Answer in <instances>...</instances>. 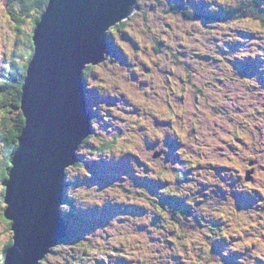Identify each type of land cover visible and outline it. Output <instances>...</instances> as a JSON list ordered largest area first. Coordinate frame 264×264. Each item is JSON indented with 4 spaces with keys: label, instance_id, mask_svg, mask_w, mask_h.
Segmentation results:
<instances>
[{
    "label": "rangeland",
    "instance_id": "rangeland-1",
    "mask_svg": "<svg viewBox=\"0 0 264 264\" xmlns=\"http://www.w3.org/2000/svg\"><path fill=\"white\" fill-rule=\"evenodd\" d=\"M12 1L9 9L0 0L1 70L17 34ZM137 5L127 25L108 30L110 58L88 72L93 137L78 150L81 163L67 170L61 206L70 239L43 264H264V27L256 14L262 4ZM246 61L252 70L243 71ZM115 135L114 150L94 153ZM2 158L0 147V164ZM162 188L165 210L162 199L154 200ZM2 192L0 178V208ZM174 212L186 223L174 224ZM11 238L0 217V264Z\"/></svg>",
    "mask_w": 264,
    "mask_h": 264
},
{
    "label": "water",
    "instance_id": "water-1",
    "mask_svg": "<svg viewBox=\"0 0 264 264\" xmlns=\"http://www.w3.org/2000/svg\"><path fill=\"white\" fill-rule=\"evenodd\" d=\"M136 10L137 0L49 1L35 28L22 87L25 122L5 184L13 242L3 264H41L67 236L60 209L64 179L92 133L84 70L110 58L108 30Z\"/></svg>",
    "mask_w": 264,
    "mask_h": 264
},
{
    "label": "trees",
    "instance_id": "trees-1",
    "mask_svg": "<svg viewBox=\"0 0 264 264\" xmlns=\"http://www.w3.org/2000/svg\"><path fill=\"white\" fill-rule=\"evenodd\" d=\"M50 0H16V11L11 12V18L14 22L15 31H16V39L13 49L9 54V63L8 66L5 67L4 70L0 69V145L3 158L1 159L0 164V178L1 184L3 185L2 192V212H0V217L6 220L9 223V229L11 230V221L6 219L5 217V184L9 179V171L11 169V160L14 151L17 148L18 137L24 127V116L21 109L22 104V87L24 80L28 74V69L30 62L34 56L35 42H34V34L35 28L40 22L43 14L46 11V8L49 4ZM257 3L262 4V8L264 9V0H255ZM4 4L7 5L12 0H3ZM138 3V2H137ZM8 6V5H7ZM170 10L183 12L188 17H194V12L190 9H181L178 5H170ZM181 9V10H180ZM264 11V10H263ZM9 12V13H10ZM261 19V25L264 27V12L256 13ZM30 21V22H29ZM127 20L116 25L117 29L120 30L127 22ZM25 22H29L31 25V31L26 32L23 29V24ZM127 25V24H126ZM127 30V29H126ZM24 35V42L22 43L18 35ZM109 39V36L107 34ZM110 41V40H109ZM22 45V48L19 50V45ZM112 49L113 46L111 45ZM110 47V48H111ZM121 51V50H120ZM94 66L88 65L83 74V78L85 80V90H89L87 86V76L89 70H93ZM92 114V113H91ZM93 116V115H92ZM119 135H122L123 132H117ZM93 137V133L90 134L89 138L86 141H89L90 138ZM118 135H115L112 139L103 138L102 143L94 148V153H103L107 150H114V145H117ZM85 141V142H86ZM81 160H78V164H80ZM68 170V169H67ZM67 172V171H66ZM163 195V194H162ZM162 195H160L162 197ZM65 204L67 201L64 202ZM156 203V202H155ZM164 206H162L163 208ZM0 208V209H1ZM167 209V203H165L164 210ZM180 212H174V221L178 222V218L181 217ZM68 215H70L68 213ZM68 221V226L70 227L69 217H66ZM13 235V234H12ZM70 237L66 236L63 238L59 244L68 242ZM13 242L11 238L9 242L6 244L4 249V255L6 251L9 249ZM47 257V256H46ZM45 257V258H46ZM44 259L41 261L43 264ZM2 262L1 264H3Z\"/></svg>",
    "mask_w": 264,
    "mask_h": 264
},
{
    "label": "flooded vegetation",
    "instance_id": "flooded-vegetation-1",
    "mask_svg": "<svg viewBox=\"0 0 264 264\" xmlns=\"http://www.w3.org/2000/svg\"><path fill=\"white\" fill-rule=\"evenodd\" d=\"M252 160H255V159H252ZM254 167V166H253ZM247 169H250V167L249 166H247V168L245 169V170H247ZM253 171H255V169L253 168ZM170 233V232H169Z\"/></svg>",
    "mask_w": 264,
    "mask_h": 264
},
{
    "label": "bare ground",
    "instance_id": "bare-ground-1",
    "mask_svg": "<svg viewBox=\"0 0 264 264\" xmlns=\"http://www.w3.org/2000/svg\"><path fill=\"white\" fill-rule=\"evenodd\" d=\"M128 20V19H127ZM262 57V56H261ZM264 58V57H263ZM264 60V59H263ZM260 66V65H259ZM257 68H259V67H257ZM257 71H259V70H257ZM263 78H264V75H263ZM260 80H262V79H260ZM264 80V79H263ZM261 82V81H260ZM263 82V81H262ZM228 198V197H227Z\"/></svg>",
    "mask_w": 264,
    "mask_h": 264
}]
</instances>
